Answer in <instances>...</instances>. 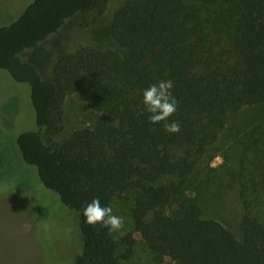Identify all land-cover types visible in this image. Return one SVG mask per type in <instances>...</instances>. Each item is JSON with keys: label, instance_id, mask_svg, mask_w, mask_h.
<instances>
[{"label": "trees", "instance_id": "obj_1", "mask_svg": "<svg viewBox=\"0 0 264 264\" xmlns=\"http://www.w3.org/2000/svg\"><path fill=\"white\" fill-rule=\"evenodd\" d=\"M108 0H32L12 23L0 25V68L27 83L36 130L17 138L24 160L43 184L78 214L83 251L75 264H122L133 255V232L114 238L84 223L92 199L111 206L133 194L134 229L158 259L176 264H264V114L229 147L238 162L244 213L236 234L206 218L186 195L207 166L230 116L264 107V0H123L110 24L116 48L80 46L63 52L45 78L24 58L67 22ZM172 80L178 104L169 118L180 132L150 124L142 91ZM78 93L99 113L93 124L53 143L44 130ZM176 204V207L173 205Z\"/></svg>", "mask_w": 264, "mask_h": 264}, {"label": "rangeland", "instance_id": "obj_2", "mask_svg": "<svg viewBox=\"0 0 264 264\" xmlns=\"http://www.w3.org/2000/svg\"><path fill=\"white\" fill-rule=\"evenodd\" d=\"M32 0H0V25L15 21ZM123 0H108L102 14L91 9L70 19L55 35L37 49L24 53L49 78L54 61L63 52L80 46L116 48L110 24ZM61 118L44 130L46 139L64 142L81 127L93 124L99 113L88 107L78 93L67 96ZM264 114V107H246L230 116L229 124L213 149L207 166L195 173V184L186 195L198 200L206 218H215L236 234L244 206L239 196L236 153L228 149ZM38 128L27 83L13 79L0 68V264H75L83 251L78 214L40 179L37 166L24 160L17 145L18 136ZM133 194L115 197L113 214L124 219V228L113 232L121 238L133 232L136 245L130 259L122 264H176L169 257L156 258L134 229ZM176 207V204L173 205Z\"/></svg>", "mask_w": 264, "mask_h": 264}, {"label": "clouds", "instance_id": "obj_3", "mask_svg": "<svg viewBox=\"0 0 264 264\" xmlns=\"http://www.w3.org/2000/svg\"><path fill=\"white\" fill-rule=\"evenodd\" d=\"M173 88L174 82L168 79L159 80L142 91L144 111L149 114L148 122L153 125L163 122V130L170 134L181 130L178 122H169V118L176 113L178 104L172 92ZM81 214L85 224L93 227L100 225L107 228L109 234L124 228V219L114 215L111 206L102 205L99 197L87 203Z\"/></svg>", "mask_w": 264, "mask_h": 264}]
</instances>
